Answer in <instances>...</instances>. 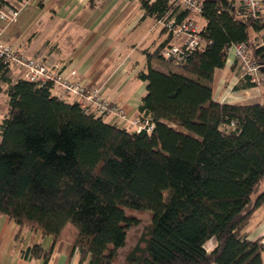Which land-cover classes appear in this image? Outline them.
<instances>
[{
  "label": "trees",
  "instance_id": "trees-1",
  "mask_svg": "<svg viewBox=\"0 0 264 264\" xmlns=\"http://www.w3.org/2000/svg\"><path fill=\"white\" fill-rule=\"evenodd\" d=\"M27 1L0 0V9ZM139 3L155 22L193 20L168 0ZM199 17L201 50L178 65L166 61L161 52L172 34L163 28L168 37L137 74L146 83L137 118L150 120V133L108 124L57 97L51 85L12 82L0 59V91L7 86L8 98L0 121V216L52 240L48 250L34 245L23 257L47 264L55 246L68 244L78 264H115L137 211L149 212L151 224L122 264H264V243L245 232L264 208V191L251 198L264 178V102L226 104L212 95L214 72L233 45L248 44L264 73V45L251 42L264 30V11L244 17L227 0H202ZM254 87L242 77L234 90ZM210 239L216 245L207 252Z\"/></svg>",
  "mask_w": 264,
  "mask_h": 264
},
{
  "label": "crops",
  "instance_id": "crops-1",
  "mask_svg": "<svg viewBox=\"0 0 264 264\" xmlns=\"http://www.w3.org/2000/svg\"><path fill=\"white\" fill-rule=\"evenodd\" d=\"M17 8L20 14L15 24L6 25L0 20L1 41L29 58L48 65L62 64L65 75L82 81L88 88H101L102 96L123 110L128 122L112 115L103 119L133 131L129 121L137 119L140 100L146 95V83L137 74L146 69L148 54L168 37L162 25L144 17L139 0H28ZM195 16L192 21L197 24ZM200 20L202 27L204 21ZM263 40L264 30L251 36V42ZM177 43L172 36L169 44ZM234 61L230 50L224 68L214 72L213 99L241 105L264 102V85L234 90L242 79ZM151 65L157 71L167 72L155 62ZM19 75L20 71L9 70L12 82ZM1 88L0 121L8 110L7 86ZM252 220L253 230H245L247 239L264 243V208L253 213L249 224ZM34 245L48 250L52 240L0 216V264H44L41 259L22 256ZM215 245V239H210L204 248L209 252ZM69 254L68 244L57 245L47 264H78V253L74 251L71 259ZM262 258L264 263V251Z\"/></svg>",
  "mask_w": 264,
  "mask_h": 264
},
{
  "label": "built area",
  "instance_id": "built-area-1",
  "mask_svg": "<svg viewBox=\"0 0 264 264\" xmlns=\"http://www.w3.org/2000/svg\"><path fill=\"white\" fill-rule=\"evenodd\" d=\"M233 3L239 16L258 18L264 11L262 0H227ZM173 10H184L189 13L200 16L202 9V0H168ZM171 11V12H172ZM20 11L1 10L0 20L6 25L15 24L19 18ZM174 17L168 20L157 22L167 29L174 38L178 40L177 44L165 47L161 56L172 64H181L184 57L191 52L201 50L204 42L200 40L197 24L192 20H183L179 25L174 26ZM256 47L264 45V40L255 43ZM232 50L235 66L240 71L243 78H249L250 83L259 88L264 85V73L261 66L255 62L250 55V47L246 43H240L231 46L227 53ZM0 59L10 69L20 71L18 79H23L29 83L39 86L51 85L53 92L62 100H70L80 106L86 113H93L97 116L107 117L115 116L128 122V118L116 105L107 101L101 93V88L86 87L82 81L72 79L64 73L62 64H45L40 60L32 59L19 51L6 45L0 39ZM74 75V74H71ZM129 127L136 132L146 131L150 133L153 124L148 119H135L129 121Z\"/></svg>",
  "mask_w": 264,
  "mask_h": 264
},
{
  "label": "rangeland",
  "instance_id": "rangeland-1",
  "mask_svg": "<svg viewBox=\"0 0 264 264\" xmlns=\"http://www.w3.org/2000/svg\"><path fill=\"white\" fill-rule=\"evenodd\" d=\"M263 1V6H264V0ZM264 8V7H263ZM194 20L197 21V24L199 27H201V20L198 16L194 17ZM198 27V28H199ZM159 28L156 29L158 31ZM59 64V63H58ZM108 117V116H107ZM105 122H108L107 119H104ZM264 191V178L262 181L259 183L257 189L253 192L251 195L252 199H255L256 196ZM262 212V211H261ZM131 215L137 220L138 224L134 227H131L127 231V238H126V244L123 248L119 249L117 252V258H116V263L115 264H122L126 254L135 247V245L138 243L140 237L142 234L147 230L149 225L151 224V216L149 212H137L133 211L131 212ZM254 226V220L251 221L249 226H247L246 231H252Z\"/></svg>",
  "mask_w": 264,
  "mask_h": 264
}]
</instances>
